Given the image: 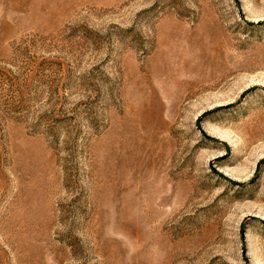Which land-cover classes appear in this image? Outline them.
I'll use <instances>...</instances> for the list:
<instances>
[{
    "label": "rangeland",
    "instance_id": "obj_1",
    "mask_svg": "<svg viewBox=\"0 0 264 264\" xmlns=\"http://www.w3.org/2000/svg\"><path fill=\"white\" fill-rule=\"evenodd\" d=\"M0 264H264V0H0Z\"/></svg>",
    "mask_w": 264,
    "mask_h": 264
}]
</instances>
